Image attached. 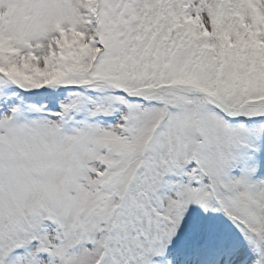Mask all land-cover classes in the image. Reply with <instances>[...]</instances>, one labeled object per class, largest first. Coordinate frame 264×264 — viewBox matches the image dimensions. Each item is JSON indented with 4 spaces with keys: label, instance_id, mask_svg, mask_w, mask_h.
<instances>
[{
    "label": "snow or ice",
    "instance_id": "6c2138e0",
    "mask_svg": "<svg viewBox=\"0 0 264 264\" xmlns=\"http://www.w3.org/2000/svg\"><path fill=\"white\" fill-rule=\"evenodd\" d=\"M0 264H264V0H0Z\"/></svg>",
    "mask_w": 264,
    "mask_h": 264
}]
</instances>
